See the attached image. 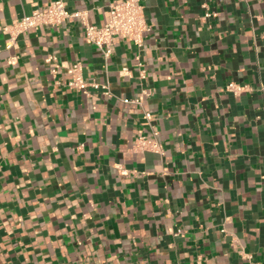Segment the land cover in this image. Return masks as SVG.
<instances>
[{"label": "crops", "instance_id": "0c3cea01", "mask_svg": "<svg viewBox=\"0 0 264 264\" xmlns=\"http://www.w3.org/2000/svg\"><path fill=\"white\" fill-rule=\"evenodd\" d=\"M54 1L0 0V264H264V0H140L109 58L80 18L8 48ZM63 1L101 26L123 0Z\"/></svg>", "mask_w": 264, "mask_h": 264}, {"label": "built area", "instance_id": "2783aa9c", "mask_svg": "<svg viewBox=\"0 0 264 264\" xmlns=\"http://www.w3.org/2000/svg\"><path fill=\"white\" fill-rule=\"evenodd\" d=\"M80 18L85 26V36L89 43L94 44L101 50L105 58H109L114 50V39L121 36L130 42L134 43L137 47L143 48L144 35L149 27L144 15V9L140 0H123L118 3H112L110 6V19L101 26L92 25L87 21L85 12H70L63 0H56L52 2L44 10H36L32 14L24 16L23 18L14 21L7 29L12 35L11 43L8 48H11L17 36L25 31L40 26H56L63 24L66 21ZM138 66L140 68V78H147V70L143 63L138 59ZM52 72L56 73L57 70L53 69ZM69 75V87L77 89L84 93H88L90 88L95 90L103 89L104 94L109 96L110 90L108 85H102L97 82H89L85 79L83 74V64L76 62L67 68ZM228 89L235 94L244 90V87L230 84ZM146 94V92H145ZM142 97L134 100L125 99V103L142 104ZM146 119H151V113L145 112ZM153 138L141 136L137 140V148L140 151H153L163 154V148L157 141V132H154Z\"/></svg>", "mask_w": 264, "mask_h": 264}]
</instances>
